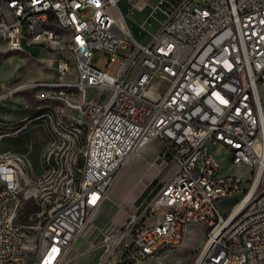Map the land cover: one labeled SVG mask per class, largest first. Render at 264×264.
I'll use <instances>...</instances> for the list:
<instances>
[{
  "label": "built area",
  "instance_id": "built-area-1",
  "mask_svg": "<svg viewBox=\"0 0 264 264\" xmlns=\"http://www.w3.org/2000/svg\"><path fill=\"white\" fill-rule=\"evenodd\" d=\"M120 1L0 0L5 48L20 44L25 52L22 42L56 48L52 69L59 74L0 92L5 100L30 91L34 109H41L38 122L0 115V141L22 134V126H41L54 137V146L40 151L38 172L26 153L0 146V264L20 259L18 239L25 238L18 227L22 208H4L6 197L31 198L39 207L29 215L38 219L33 264H64L126 161L155 138L162 144L158 158L172 171L105 235L97 264H143L161 253L154 245L163 244L162 252L181 245L191 225H201L204 233L193 264H264V197L253 201L254 192L264 189V118H256L263 111L264 0H159L153 12L164 18L146 42L132 36ZM125 2L127 13L146 5ZM20 16H28V24H20ZM57 34H65L64 45L56 44ZM124 43L130 51L111 73ZM95 49L111 53L106 69L90 64ZM70 62L75 81L64 79ZM55 81L69 82V89L54 90ZM93 87L107 94L88 96ZM44 106L64 110L65 119H57L62 131L43 128L42 118H49ZM213 121H220L218 139L210 138ZM68 123L81 125L85 143L74 140ZM2 126H12V133L3 134ZM211 144L228 153L238 147L237 164H246L247 177L221 169ZM21 159H28L30 170H22ZM55 159H62V170H55L61 186L52 179L48 190L38 191L44 166L54 167ZM226 198L236 200L224 213L219 204ZM243 199H251L249 214L233 226ZM219 221H229V228H219Z\"/></svg>",
  "mask_w": 264,
  "mask_h": 264
},
{
  "label": "rangeland",
  "instance_id": "rangeland-1",
  "mask_svg": "<svg viewBox=\"0 0 264 264\" xmlns=\"http://www.w3.org/2000/svg\"><path fill=\"white\" fill-rule=\"evenodd\" d=\"M158 2L159 0H146V5L142 10H133L131 13H127L128 10L125 0L119 2V7L125 15L131 34L137 41L146 42L149 39L150 33L155 32L160 21L163 20L164 15L160 10L153 12V7L156 6ZM144 20L145 29L140 26ZM64 42L65 34H59L56 44L64 45ZM22 47L25 52L10 51L7 50L3 42L0 41V75L12 72L7 78L0 79V92L5 91L10 85L24 80V82H34L40 80L39 78H57L59 75L52 69L54 60H49L50 58L55 59L57 57L56 48H47L41 45H28L25 42H22ZM130 48L131 46L128 43H124L121 46L117 52V60L108 67L109 72L114 73L116 71L119 60L129 53ZM110 56L111 53L109 51L95 49L90 56L89 62L99 69H106ZM69 64L70 69L64 76V79L67 81H75L77 80V75L72 62ZM259 92L263 93L262 99H264V77L259 84ZM32 94L33 93L30 91L18 92L13 95L12 98L8 97L5 100H0V115L10 119H17L21 116H23V118L30 117L37 110V112L40 113V109H34L37 103L33 99ZM86 94L92 97L100 96L99 98H103L107 94V91L102 88L93 87L87 88ZM26 102H28V104ZM42 126L47 130H51L45 120L42 121ZM68 130H71L74 135V140L77 143H85V132H83L81 126L78 133L71 128H68ZM0 146L2 150L26 153L32 161L34 170L38 172L40 151L48 152V150L54 146V137H47L41 126L33 128L32 126H28L19 136L2 139L0 141ZM210 148L220 161L221 169H225V171L230 173L242 175L243 178L247 177L246 167L241 165L233 166L230 155L224 148L215 144H211ZM157 163L162 167L161 174H164V177L171 173V165H165L160 159ZM24 170H30V162L28 159H24ZM55 170H62V159H55L54 167L44 166L43 177L37 182L38 191L48 190L49 183H52V179H54V186H61V179H58V171ZM27 178L32 182L31 184H35L34 176H27ZM235 200V198L223 199L219 204L221 210L227 213L235 203ZM38 208L39 207L31 202V199L21 200L18 204L17 209H20L18 225L24 230L25 238L22 239L21 242L22 255L20 259L10 264H33L35 252L34 238L36 236V231L33 226L37 224L38 219L35 214L32 218H29V215L31 212L37 211ZM202 233L203 227L201 225L189 226L181 245L172 248L170 251H160L161 253L148 257L144 260L143 264H193L194 257L203 240ZM90 260L91 258L88 256H81L71 260L69 264H88Z\"/></svg>",
  "mask_w": 264,
  "mask_h": 264
},
{
  "label": "crops",
  "instance_id": "crops-1",
  "mask_svg": "<svg viewBox=\"0 0 264 264\" xmlns=\"http://www.w3.org/2000/svg\"><path fill=\"white\" fill-rule=\"evenodd\" d=\"M49 60L53 61L54 59L50 58ZM11 73L0 75V79L7 78ZM161 148V141L155 138L126 161L114 180L116 182H113L109 187L106 197L89 217L83 230L72 243L64 264H69L71 260L81 256L91 258L88 264L98 263L104 252L101 243L105 235L124 223L128 212L150 185L159 184L169 177L170 174L165 175L166 177L161 174L162 167L157 163Z\"/></svg>",
  "mask_w": 264,
  "mask_h": 264
},
{
  "label": "bare ground",
  "instance_id": "bare-ground-1",
  "mask_svg": "<svg viewBox=\"0 0 264 264\" xmlns=\"http://www.w3.org/2000/svg\"><path fill=\"white\" fill-rule=\"evenodd\" d=\"M20 24H28V16H20ZM59 34H57L56 40H58ZM65 43V42H64ZM9 50L20 51V44H12L9 45ZM23 84H40V80L34 82H23ZM53 89L54 90H67L69 89V82L67 81H55L53 82ZM259 96L262 102V110L263 111H256V118H264V99L263 93L259 92ZM38 111V110H37ZM34 112V114L30 117H24V122H35L40 121L41 116V109L39 110L40 113ZM44 113H48L49 118H42V121H46L49 128L55 131H62V121H57V119H65V112L64 110H58L56 106H44ZM80 124L76 123H68V128H71L76 133L80 131ZM28 126H22V131L26 129ZM220 128V121H213L212 127H209V134L211 139H218V129ZM2 133L3 134H11L12 133V126H2ZM263 142H264V134H263ZM230 159L233 164H237L238 161V147H231L230 150ZM241 166H245L246 164H237ZM21 168L24 170V159H21ZM262 173H264V164H262ZM27 183L31 184L30 180L27 178ZM38 190V189H37ZM264 197V189H258L253 194V201H261ZM31 198H18L14 199L13 197H6L4 201V208H13L17 209L18 204L21 200H27ZM249 206H251V199H243V206L237 208L234 212L232 218V225L233 226H240L244 223L246 216L249 214ZM19 230H22L21 227L18 225ZM219 228H229V221H219ZM21 242L22 239H18V249H21ZM163 251V244H156L154 245V252Z\"/></svg>",
  "mask_w": 264,
  "mask_h": 264
}]
</instances>
